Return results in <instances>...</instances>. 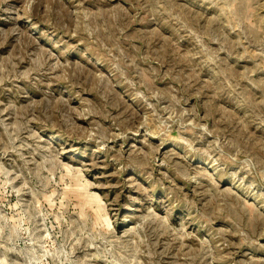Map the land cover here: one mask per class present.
Returning a JSON list of instances; mask_svg holds the SVG:
<instances>
[{
    "label": "rangeland",
    "instance_id": "obj_1",
    "mask_svg": "<svg viewBox=\"0 0 264 264\" xmlns=\"http://www.w3.org/2000/svg\"><path fill=\"white\" fill-rule=\"evenodd\" d=\"M0 264H264V0H0Z\"/></svg>",
    "mask_w": 264,
    "mask_h": 264
}]
</instances>
